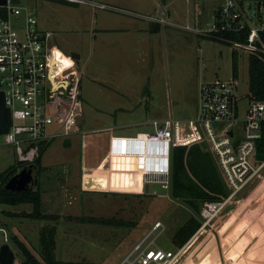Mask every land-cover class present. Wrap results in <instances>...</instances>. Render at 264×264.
Returning a JSON list of instances; mask_svg holds the SVG:
<instances>
[{
    "label": "rangeland",
    "instance_id": "rangeland-1",
    "mask_svg": "<svg viewBox=\"0 0 264 264\" xmlns=\"http://www.w3.org/2000/svg\"><path fill=\"white\" fill-rule=\"evenodd\" d=\"M117 1L105 7L79 3L74 10L59 1L20 0V6L33 11L38 26L51 32V45L66 55H79L84 121L79 133L49 142L40 173L33 166L35 181L29 189L39 184L42 211L57 218L7 216V211L28 212L32 206L0 204V245L9 244L15 264L21 263V255L13 237L39 258L40 232L54 227V254L59 260L127 264L126 257L144 239L143 246L150 243L175 252L173 264H264V166L247 189L208 224L201 223L181 246L173 234L190 213L169 197L168 185L151 181L142 182L140 188L137 181L134 188L146 193L138 196L82 187V174L104 156L111 132L134 136L151 132L153 119L195 118L203 81L233 78L241 115L247 102L250 51L185 30V26L210 24L213 8L223 0H168L166 5L161 0ZM241 1L255 5L257 0ZM158 18L162 19L159 31H150ZM12 20L15 27L21 26V17ZM232 51L236 77L232 76ZM181 134H190L186 125L181 126ZM120 140L114 138L115 150L122 148ZM17 161L14 147L0 144V172ZM123 161L111 159L98 169L100 189H122L124 178L115 174L110 179V173L123 167ZM85 184L91 185L89 179ZM83 217H104L115 223L78 220ZM156 223L160 226L153 230Z\"/></svg>",
    "mask_w": 264,
    "mask_h": 264
},
{
    "label": "built area",
    "instance_id": "built-area-1",
    "mask_svg": "<svg viewBox=\"0 0 264 264\" xmlns=\"http://www.w3.org/2000/svg\"><path fill=\"white\" fill-rule=\"evenodd\" d=\"M19 3L6 0L0 5L5 12V17H0V90L11 113L8 131L0 134V144L12 145L18 160L28 163L37 156L40 144L79 133V125L84 120L79 122L83 116L82 92L75 59L51 45V33L39 29L33 11ZM93 4L105 7V4ZM20 17L21 26L15 27L12 19ZM185 30L203 37H216L250 53H264L260 38L264 32V0H257L255 5H244L241 0H223L214 10L210 24L185 26ZM243 30L248 31L244 42L222 38L223 33ZM236 89L233 78L203 81L198 87L195 118L182 121L169 116L152 120L151 132L115 136L122 139L119 152H112L114 137H111L108 154L134 158L143 181L168 184L172 148L193 143L205 145L229 190L224 199L201 204L202 225L208 224L227 202L236 199L253 183L264 166V160L258 161L255 156L262 136L264 100L246 96V107L241 115ZM182 125L187 126L189 135L181 134ZM82 187L85 188L83 178ZM159 226L160 223H156L153 230ZM143 241L126 257L127 264L174 263L175 252L150 243L143 246Z\"/></svg>",
    "mask_w": 264,
    "mask_h": 264
},
{
    "label": "trees",
    "instance_id": "trees-1",
    "mask_svg": "<svg viewBox=\"0 0 264 264\" xmlns=\"http://www.w3.org/2000/svg\"><path fill=\"white\" fill-rule=\"evenodd\" d=\"M63 3H70L67 0H53ZM162 3L165 0H161ZM76 3V2H75ZM0 17H5V12L0 7ZM150 31L158 32L159 24L151 23ZM248 31L243 30L240 33L227 32L222 34V38L228 41H246ZM220 40L216 37H209ZM261 42L264 44V32L260 34ZM227 42V41H225ZM232 76H237V62L235 52L231 53ZM248 98L264 100V53L252 52L248 57ZM49 143L40 144L37 156L31 162L18 160L10 164L5 170L0 172V204L18 205L30 204V211L10 212L5 214L12 217H21L40 220H54L56 215L46 214L41 207V193L39 184L35 189L24 191L8 190L5 184L15 173H17L25 164L35 166L37 173L43 169L41 165L42 155ZM256 159L264 160V123L262 124V136L256 145ZM172 194L174 198L182 200L193 211L200 214L201 204L204 201L222 200L228 195V187L218 170L216 161L210 151L199 143L190 145H179L172 148ZM189 217L178 227L173 234V240L178 246L187 242V240L201 226V221L189 211ZM80 221L88 220L91 223L110 225V219L104 217H83ZM119 225L121 221H116ZM55 228H43L40 232L39 258L26 248L16 237H13V243L16 244L21 255L20 264H91L87 262H74L68 260H59L55 257Z\"/></svg>",
    "mask_w": 264,
    "mask_h": 264
},
{
    "label": "crops",
    "instance_id": "crops-1",
    "mask_svg": "<svg viewBox=\"0 0 264 264\" xmlns=\"http://www.w3.org/2000/svg\"><path fill=\"white\" fill-rule=\"evenodd\" d=\"M82 2H70L64 6H67L68 8H71V9H74V10H78L80 8V4L79 3H89L91 5H93V2H88L86 0H81ZM90 1H98L99 3L101 4H108L110 3V1H117V0H90ZM168 0H165V5L167 3ZM194 2H196V0H193ZM118 2V1H117ZM123 2H125L126 4H130V0H124ZM214 4H212L213 6ZM220 3H218L216 5L215 8H213L212 12H211V16L212 14L214 13V10H216L218 7H219ZM214 7V6H213ZM162 19H159L158 18V23L160 25ZM37 21V20H36ZM37 26H38V22H37ZM39 27V26H38ZM39 29H41L39 27ZM48 29V28H47ZM47 29H41V30H46V31H49ZM102 30H107L109 28H101ZM115 28H111V30H114ZM124 29V28H123ZM50 32V31H49ZM51 33V32H50ZM68 55V54H67ZM76 61L78 67H79V55L76 54L75 52H71L70 54ZM171 116V115H170ZM167 118V117H165ZM165 118H162V119H156V120H163ZM155 120V119H153ZM113 132L110 133L109 135V139L111 137H114L115 136H123V135H119V134H112ZM114 138L112 140V152H119L121 151V149H114L113 148V141H114ZM118 138V137H117ZM109 139H108V142H109ZM122 142V140H120ZM122 147V145H121ZM123 159V163H124V166L115 170L112 171L110 173V179H113V177L115 176V174H118V175H121L124 179V184L122 186V189L121 190H109V189H100V181L97 179V171L100 167H102V169L104 168V165L105 163L109 162L111 159H115L117 161V159ZM41 165H42V162H41ZM43 166V165H42ZM140 171H139V167L137 166L136 162H135V159L131 158V157H125V156H120V157H116V156H113V155H110L108 154V150L105 152L104 156L101 158V160L98 162L97 166H95L94 168H91V170H89V172L87 173H83L82 176H81V179L83 178L84 180V186L86 190H96V191H99V192H113V193H126V194H133V195H146L145 192L141 191V192H138L135 188H134V185L137 186V181H139V175H140ZM109 176V175H108ZM86 179H89L91 185L89 187L86 186L85 184V180ZM142 182H145L142 180ZM141 182V187H142V183ZM146 183H149V182H146ZM160 183H164V182H160ZM166 185H168L167 183H164ZM168 190H169V186H168Z\"/></svg>",
    "mask_w": 264,
    "mask_h": 264
},
{
    "label": "water",
    "instance_id": "water-1",
    "mask_svg": "<svg viewBox=\"0 0 264 264\" xmlns=\"http://www.w3.org/2000/svg\"><path fill=\"white\" fill-rule=\"evenodd\" d=\"M159 2V0H157ZM6 0H0V5L5 4ZM11 3L18 4L19 0H11ZM160 3V2H159ZM84 120V115L80 117L79 122ZM11 122V113L10 109L5 105L4 101V92L0 90V134H4L8 131L9 125ZM231 135L232 133L229 132ZM33 166L30 164L27 167H23L17 173H15L5 184V188L8 190H16V191H24L28 190L30 184H32L35 180L33 179ZM140 181L142 180V176L140 175ZM142 182V181H141ZM169 197L172 198L177 203L186 207L189 211H191L200 221H202L201 215L197 212L193 211L191 207H189L182 200L174 198L172 194V168L169 173ZM85 187V186H84ZM14 252L10 248L9 244L2 243L0 245V264H15L14 263Z\"/></svg>",
    "mask_w": 264,
    "mask_h": 264
},
{
    "label": "bare ground",
    "instance_id": "bare-ground-1",
    "mask_svg": "<svg viewBox=\"0 0 264 264\" xmlns=\"http://www.w3.org/2000/svg\"><path fill=\"white\" fill-rule=\"evenodd\" d=\"M140 175H141V173H140ZM140 175H139V187L141 188V181H142V180L140 181V179H141V178H140Z\"/></svg>",
    "mask_w": 264,
    "mask_h": 264
},
{
    "label": "flooded vegetation",
    "instance_id": "flooded-vegetation-1",
    "mask_svg": "<svg viewBox=\"0 0 264 264\" xmlns=\"http://www.w3.org/2000/svg\"><path fill=\"white\" fill-rule=\"evenodd\" d=\"M27 167V166H26Z\"/></svg>",
    "mask_w": 264,
    "mask_h": 264
}]
</instances>
